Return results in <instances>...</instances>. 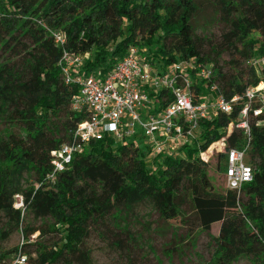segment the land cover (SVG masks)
Masks as SVG:
<instances>
[{"label": "trees", "instance_id": "trees-1", "mask_svg": "<svg viewBox=\"0 0 264 264\" xmlns=\"http://www.w3.org/2000/svg\"><path fill=\"white\" fill-rule=\"evenodd\" d=\"M212 1L227 28L223 39L245 60V80L241 72H222L215 48L202 51L192 23L197 0H0V216L8 223L0 234L19 230L24 216L43 222L21 227L26 264H72L71 258L94 264L84 247L91 225L109 216L117 220L123 210L145 200L163 221L177 214L185 222L181 207L187 203L196 223L193 232H185L188 241L220 222L207 264H233L241 257L264 264V111L248 112L246 160L253 173L239 192L215 189L201 155L221 138L225 150L245 146L242 130L235 128L243 102L229 114L202 121L194 141L179 153L152 155L155 164L147 161L149 149L134 141L114 145L104 136L91 140L54 181H44L51 152L69 142L83 120L71 110L78 88L63 81L57 65L62 49L51 32L62 33L69 53L84 56L83 75H106L133 45L145 49L158 68L181 59L211 65L218 87L230 99L258 81L246 61L259 43L252 33L264 38V0ZM151 96L159 109L172 100L164 89ZM24 170L32 171L34 180L23 189ZM16 194L22 196L23 210L13 205ZM47 232L58 240H37ZM18 247L11 254L0 251V264L8 263Z\"/></svg>", "mask_w": 264, "mask_h": 264}, {"label": "built area", "instance_id": "built-area-1", "mask_svg": "<svg viewBox=\"0 0 264 264\" xmlns=\"http://www.w3.org/2000/svg\"><path fill=\"white\" fill-rule=\"evenodd\" d=\"M51 35L62 49L57 65L64 83L78 88L71 99V110L82 115L83 120L73 130L72 139L51 152V170L44 181H54L91 140L104 136L116 145L135 142L139 132L148 138L146 149L153 156L180 151L194 141L202 121L219 113L229 114L238 102H243V106L235 128L242 130L246 144L241 149L225 150L224 177L227 188L238 192L252 180L253 169L246 160L250 141L247 120L249 110L254 116L264 111V38L255 46L257 54L246 61L258 81L241 95L226 99L209 64L181 59L158 68L146 58L145 49L130 45L106 75L99 76L94 71L83 75L79 69L84 56L65 49L62 33L52 31ZM159 89L172 95V100L160 109L151 96ZM20 207H23L22 199L17 208ZM23 243L21 234L19 247L6 264H26L28 256L21 248Z\"/></svg>", "mask_w": 264, "mask_h": 264}, {"label": "rangeland", "instance_id": "rangeland-1", "mask_svg": "<svg viewBox=\"0 0 264 264\" xmlns=\"http://www.w3.org/2000/svg\"><path fill=\"white\" fill-rule=\"evenodd\" d=\"M197 1L200 3V7L192 23L202 51L211 53L212 48H215V51L220 53L218 62L224 74L236 75V72H241L244 74L243 80L247 79L245 60L234 48L229 47L222 37L227 28L221 22L213 1ZM252 36L260 42L261 39L255 32L252 33ZM255 52L257 54L256 49ZM3 127L0 123V129ZM134 139L142 150H146L148 138L137 132ZM175 153H179V151L176 150ZM165 154L162 153V155ZM147 158V161L151 160V164H155L157 161L152 156V152H149ZM202 159L206 162L205 169L214 188L217 190L227 189L224 177L225 142L223 138L210 145L208 150L202 153ZM33 180V172L24 170L19 179V187L27 188ZM21 199L20 194L13 196L15 208ZM181 208L183 212L181 216L186 217L185 222L177 214H172L168 221L161 220L149 200L134 204L129 210H123L117 220L109 216L105 221L101 220L91 225L88 236L84 240V247L90 250L91 260L94 264H207L214 246L211 237L217 235L220 222L213 223L209 232L199 233L194 241H188L185 239V232L187 230L193 232L196 229L195 217L187 203ZM20 209L23 210V207ZM23 213L24 211H22ZM42 223L31 216H24L19 230H12L7 236L5 233L0 234V251L13 253L14 248L19 245L21 229L25 225L41 227ZM7 228V220L0 216V233L6 231ZM58 238L57 234L47 232L37 240L52 243ZM173 247L177 248L173 250ZM26 250L31 252L33 247H27ZM71 263L82 264L76 258H71ZM54 264L63 263L59 260ZM233 264L252 263L248 258L241 257Z\"/></svg>", "mask_w": 264, "mask_h": 264}]
</instances>
